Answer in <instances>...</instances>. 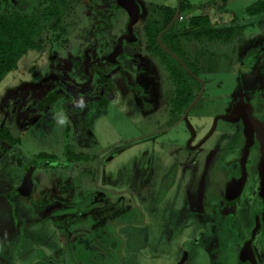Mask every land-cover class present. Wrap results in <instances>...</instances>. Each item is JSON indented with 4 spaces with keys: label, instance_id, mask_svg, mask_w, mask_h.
I'll use <instances>...</instances> for the list:
<instances>
[{
    "label": "rangeland",
    "instance_id": "1",
    "mask_svg": "<svg viewBox=\"0 0 264 264\" xmlns=\"http://www.w3.org/2000/svg\"><path fill=\"white\" fill-rule=\"evenodd\" d=\"M25 1L26 10L35 8ZM177 1L138 0L139 42L125 46L123 69L112 73L103 97L106 56L128 18L116 0H80L63 18L65 34L45 31L43 48L28 51L0 81V264H177L184 251L183 264H236L230 250L245 235L252 185L230 205L229 219L211 206L229 173L221 160L236 151L235 125L219 120L195 149L185 145V123L165 130L180 113L170 112L177 83L167 56L147 52L141 29L155 6ZM183 1L191 5L185 24L207 13L214 25H247L230 43H203L218 64L199 73L204 95L188 113L195 139L249 96L264 122V23L257 21L264 15L245 14L258 0ZM16 2L0 0V11ZM251 48L258 52L248 57ZM155 130L162 131L154 140H135ZM35 161L66 166L37 164L27 197L17 190Z\"/></svg>",
    "mask_w": 264,
    "mask_h": 264
},
{
    "label": "trees",
    "instance_id": "2",
    "mask_svg": "<svg viewBox=\"0 0 264 264\" xmlns=\"http://www.w3.org/2000/svg\"><path fill=\"white\" fill-rule=\"evenodd\" d=\"M34 1L36 6L30 11L25 8L27 5L25 0H17L15 5H8L9 8L0 11V81L7 73L17 68L18 61L28 51L43 48L46 40L43 38L45 31L56 33V39L65 34V28L62 24L63 18L68 10L80 0ZM221 1L223 5L227 2V0ZM190 6L189 3L181 1L180 18L161 34L160 41L176 54L186 67L195 75H198L205 70L214 71L218 64V54L210 50L206 52L203 43L210 41L224 44L230 43L235 37H239L243 33L247 25L238 24L234 20L228 25H214L207 13L191 15L185 24L181 19ZM174 12L175 7L166 5L155 6L154 13L143 19L142 27L151 51L156 52L158 55H161L159 52H162L167 56L165 63L177 83L176 91L179 94L178 101L175 104L178 105V110L181 112L194 97L193 89L190 85L192 76L174 56L160 47L157 40V35L172 20ZM245 14L248 16L264 15V0H258L248 5L245 8ZM257 21L263 24L264 16ZM193 42L200 43L201 47L199 49L193 47ZM257 52V48H251L246 55L251 57ZM202 61L206 64L208 61L210 65H206ZM172 62L178 64L181 67V71L175 69ZM212 62L215 64L213 65L214 67L211 66ZM192 79L199 84L195 78L192 77ZM101 104L105 105L104 102H101ZM29 189L28 187L18 189L17 193L30 197ZM252 226L253 221L248 225L245 237L249 235V230Z\"/></svg>",
    "mask_w": 264,
    "mask_h": 264
},
{
    "label": "flooded vegetation",
    "instance_id": "3",
    "mask_svg": "<svg viewBox=\"0 0 264 264\" xmlns=\"http://www.w3.org/2000/svg\"><path fill=\"white\" fill-rule=\"evenodd\" d=\"M137 2H138V0H137ZM177 4H178V1L176 2V5L173 6V7H175V11H176ZM180 4H181V2H180ZM139 5H140V3H139ZM140 10H141V5H140ZM139 14H140V11H139ZM174 14H175V12H174ZM174 14H173V16H174ZM179 14H180V11H179ZM139 18H140V16H139ZM178 18H180V15L178 16ZM127 23H128V18H127ZM127 23L125 25V28H124L123 32L118 35V37L116 38V41H115L114 46L112 47V49L110 50V52L106 56V59H107L109 65L111 66V69L109 70L110 71L109 72V74H110L109 78H108V75H109L108 74L107 76H105L104 79H102L103 80V83H102V85L100 87V89H101L100 90V95H102V97H103V87H105V86H108L109 87L111 85L110 79H111L112 73L115 72V71H118V70L119 71H122V69H123V65L120 62L119 58H122L124 55L127 54V51L125 49V46H129V48H132V47L136 46L138 44V42H139L138 33H136L134 31V26L137 24L136 23L133 26V33H134L135 37L132 38V39H130V40L122 39V51L118 55H116L113 60H111L110 56H111V54L113 53V51H114V49L116 47V44H117L118 39L121 38L122 36H124L126 34ZM141 29H142V32H143V27H141ZM157 40H158V35H157ZM158 43H159L160 47L163 50H165L166 52H168L170 54L173 53L160 40H158ZM147 52H152L151 49H150V47H149V45L147 46ZM174 55L176 57H178L176 54H174ZM178 62H180V61L178 60ZM182 66L184 68H186V65L184 63L182 64ZM191 76H193L199 82V84H198V87L197 88H195V87H194V89L192 88L193 89L192 92L194 93V97L189 101V103L198 95V93L200 92L201 89L203 90L202 91V94L200 96V99H198L196 101V103L191 107V109H192L203 98L206 79H202V77L199 74L198 75H195V74L192 73ZM197 78L200 79V80H202V83ZM135 87H136L137 90H139L140 88H142L139 85H136ZM142 91L145 92V93H147L145 90H142ZM175 95H176V97L174 99L175 100L174 103H173L174 105L172 106L173 109L170 111V112L173 113V115H175L177 113L176 110H178V105L175 104V102L178 101L179 94H175ZM249 97H251V96H249ZM249 97H246V98H243L241 100L235 101V103L241 102V101L242 102H251L252 105H253V116L256 117V118H258L259 120H261L259 117L256 116V114H255L256 111H255L254 103L252 101H250ZM189 103L179 113L178 116L176 115L177 117H176L175 121H173V122H171L170 124L167 125V127L165 128V130L171 128L177 122H183V123H185L184 120H182V115L184 114V112H185L187 106L189 105ZM104 106H106V104ZM231 108H229L228 111H226V112H229ZM189 111H188V113H189ZM187 118H188V114H187ZM218 121H217V123H218ZM224 122L227 123V124L235 125V128L232 130V132L238 136V142H237V145H236V151L234 153L233 152L232 153H225L224 154V160L225 161H222L223 158L221 160V163H220L221 164V167L222 166L225 167L227 169V172H229V173L227 174L226 180L224 181V184L221 187L222 188L221 189V194L218 195V197H216V199L214 198L213 200H211V206H212V208L214 210V212H212V213L215 216H219V217H223L224 215H227V218L229 219L232 216V211H231L232 208H230V205L234 201H236L242 195V193H243V191H244V189L246 187L252 185V192H253V195H254V200H253V202L251 204V207H250L248 222L245 224V228H246L245 231L247 230V227H248V225L250 224L251 221H253V226L249 230V235L247 237H245V235H243L242 240L239 243H237L236 248H233L232 250H230L231 251L230 256L232 258V261L234 263H236V264H254V263L249 262V261L240 262L239 261V251H240V248L242 247L244 241L247 240L250 237L251 230L254 228V225H255V217H256V214H258L259 215L260 228L255 233V235H254V237H253V239L251 241V246H252L253 254H254V257H255V260H256V264H264V223H263V211H262L263 199L259 195L260 178H259V174H258V169H259V165H260L262 156L260 154L259 145H258L256 139H254L253 144L249 147V151H248V154L246 156L245 163H244L246 174H245V179H244V182L242 184L241 190L239 191V193L235 197H230V195H227V193H226L227 188L229 189L230 185L233 182H237V179L241 175L242 167H241L240 158L242 156V152H243V148H244L245 136L243 134V125H242V122L241 121H235V122H226V121H224ZM212 124H213V121L211 123V126L208 128V130L204 134L200 135L198 139H195L194 138L190 142L189 145H187V141H188V139L190 137V134H189V131H188V136H187V140H186L185 145H187V147L190 148V149L199 148V146H201V144L198 145V143L200 142V140L203 137H205L208 134V132L210 131V129L212 127ZM165 130H163V131H165ZM155 131L146 132V133L142 134L141 136H139L138 138H135V140H138V139H153L154 140L156 138V135L159 134V133H161L162 130L161 131L155 130ZM130 141L131 140L125 141V144L130 143ZM118 152L119 151L117 150L116 152L114 151V153L112 152L111 154L113 155V154L118 153ZM62 165H65L66 166V164H64V163ZM235 186H236L235 184L233 186H231V188H230L231 189V192L229 191L230 194H233V191L235 192V188H234ZM230 214H231V216H230ZM258 248L260 249L259 250L260 253H258V251H257ZM187 257H188V255H186V258ZM244 258L247 259L249 257L248 256H244Z\"/></svg>",
    "mask_w": 264,
    "mask_h": 264
},
{
    "label": "water",
    "instance_id": "4",
    "mask_svg": "<svg viewBox=\"0 0 264 264\" xmlns=\"http://www.w3.org/2000/svg\"><path fill=\"white\" fill-rule=\"evenodd\" d=\"M180 2H181V0H178L176 11H175V14H174L172 20L158 34V40H160L161 34L164 33L169 27H171L173 25V23L177 20V18L179 16V11H180ZM116 3L118 6H120L121 8H123L127 12L128 23H127L126 34L118 39L116 47L110 56L111 60H113L115 58V56L118 55L122 51V39L130 40V39L135 37V35L133 33V26L138 22L139 16H140V14H139L140 5L137 2V0H116ZM171 54L183 64V62L178 57H176L173 53H171ZM109 76H110V74L108 75V78H109ZM198 80L202 83V80H200V79H198ZM202 91L203 90L201 89L200 92L198 93V95L189 103L184 114L182 115V120H184V122L188 128L189 134H190V137L187 141V145H189L190 142L196 136L195 129L192 126V124L190 123L189 119L187 118V114H188V111L191 109V107L196 103V101L198 99H200ZM218 120H222V121H226V122L241 121L242 125H243V134L245 136L244 148H243L242 156L240 158L241 167H242L241 175L237 179L238 186H237L235 192H233V194H230V192L227 188L226 193H227V195H230V197H235L239 193V191L241 190L242 184H243L244 179H245V174H246L244 163H245L248 151H249V147L253 144L254 139H256V141L259 145L260 154L262 156V159H261V162L259 165V169H258V174H259V178H260L259 195L263 199L262 211H263V223H264V123L261 120H259L258 118L253 116V105L251 102H242V101L237 102L232 106V108L230 109L229 112L219 113V114L215 115L210 131L208 132V134L205 137H203L200 140L198 145L202 144L204 142V140L212 134V132L214 131V129L216 127ZM40 163H48V164H52V165H62L63 164V162H53V161H49V162H44V161H42V162L38 161L37 162V161H35V162H32L28 166L26 173H25L24 180H25L26 185H27L26 187L30 188V186L32 185L33 169L37 164H40ZM259 228H260L259 215L256 214L255 225H254V228L251 230L250 237L244 241L242 247L240 248V251H239V261L240 262L249 261V262L256 264V260H255L253 250H252V246H251V241H252L255 233L259 230ZM246 249L248 252L247 256L249 257L247 259L244 258V256H243V250H246ZM186 255H187V253L184 251L182 258L178 261L177 264H183V262L186 258Z\"/></svg>",
    "mask_w": 264,
    "mask_h": 264
},
{
    "label": "bare ground",
    "instance_id": "5",
    "mask_svg": "<svg viewBox=\"0 0 264 264\" xmlns=\"http://www.w3.org/2000/svg\"><path fill=\"white\" fill-rule=\"evenodd\" d=\"M236 185L234 188H235V190H236V188H237V186H238V182H233L231 185H230V187H229V191L231 192V186H233V185ZM234 192V191H233ZM248 255V252H247V249L246 250H243V256H247Z\"/></svg>",
    "mask_w": 264,
    "mask_h": 264
}]
</instances>
